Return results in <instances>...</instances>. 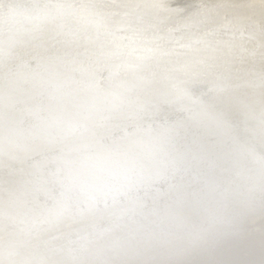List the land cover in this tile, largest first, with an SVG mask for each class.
<instances>
[{"label":"bare ground","instance_id":"6f19581e","mask_svg":"<svg viewBox=\"0 0 264 264\" xmlns=\"http://www.w3.org/2000/svg\"><path fill=\"white\" fill-rule=\"evenodd\" d=\"M0 264H264V0H0Z\"/></svg>","mask_w":264,"mask_h":264},{"label":"water","instance_id":"95a60500","mask_svg":"<svg viewBox=\"0 0 264 264\" xmlns=\"http://www.w3.org/2000/svg\"><path fill=\"white\" fill-rule=\"evenodd\" d=\"M108 167H109V166H108ZM110 169H113V170H115V171L118 172V168H117V167H113V166H112ZM153 206H154V205H153ZM154 209H155V208H154ZM155 210H156V209H155ZM160 215H161V214H160ZM160 215H159V216H160ZM154 216H155V214L152 216V218H153ZM156 220H157V219H156Z\"/></svg>","mask_w":264,"mask_h":264}]
</instances>
